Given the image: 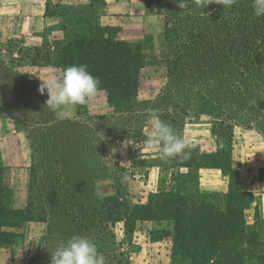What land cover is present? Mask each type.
Here are the masks:
<instances>
[{
	"label": "rangeland",
	"instance_id": "rangeland-1",
	"mask_svg": "<svg viewBox=\"0 0 264 264\" xmlns=\"http://www.w3.org/2000/svg\"><path fill=\"white\" fill-rule=\"evenodd\" d=\"M0 6L3 11L15 8L25 15L44 12L46 27L42 34L48 43L55 39L64 42L77 34L91 37L99 27L104 35L110 32L130 44L139 55L136 63L141 65L136 94L124 100L114 98L109 107L106 93L99 90L82 105L85 109L80 106L84 111L80 119H58L45 104L47 91H40L42 81L56 74L49 68L32 65L37 55L32 49L34 45L21 42L26 41L29 33L22 32L0 44L15 51L19 48L22 53L19 61L5 69L1 86L15 85L16 93L20 92V95L9 97L6 105L17 114L15 124L22 128L32 145L31 169L35 170L37 178L33 200L47 209V214L44 212L47 232L42 239L39 260L32 264H51V253L77 235L88 237L96 244L105 264H191L185 252L188 236L175 232L171 221L134 218L125 214L122 204H101L103 198L109 196L113 197L112 201L117 202V198L129 203L133 209L136 203H147L150 199L155 203L158 198L154 195L165 193L170 187L178 190L184 187L183 193L189 200L224 210L229 190L253 192L248 183L240 184L228 171H225L228 179L201 183L198 182V169L181 175L174 168L171 175L166 174L157 185L155 180L159 177L146 170L156 163L172 165L173 158L162 159L159 148L150 149L147 141L152 136L154 116L181 135L182 110L172 103L185 98L191 99V103L186 106L184 120L193 124L192 132L200 138L196 144L193 142L191 147L196 151L191 155L202 163L215 158L210 152H197L200 143L205 145L203 150L212 146L208 126H212V119L197 108L199 97L177 83L174 86L167 83L166 63L172 58L174 40L171 34L165 38L163 19L157 9L146 0H0ZM41 70L43 73L39 74ZM261 111L264 119V107ZM1 113H7L6 109L2 108ZM10 125V122L2 123V133ZM256 126L264 132V121ZM77 154L82 155L79 158L83 164L74 161ZM227 157L230 160L229 154ZM18 169L15 166L6 168L5 174L8 184L20 194L24 190L17 188L22 175ZM82 171L84 177L79 174ZM59 175L62 182L58 180ZM87 175H91V180L85 179ZM59 186L62 192L73 196L77 204L66 214L60 202H51L50 207L44 203V194L51 195L52 190L59 196ZM97 192L102 196L97 197ZM249 199V195L244 198L246 205ZM256 207L254 210L252 205L247 210L250 217L244 212V237L237 236L228 243L240 253L239 264H264V259L257 260L258 255L264 256L260 252L264 250V214ZM245 236L252 239L255 246H250ZM214 259L211 256L206 264H213Z\"/></svg>",
	"mask_w": 264,
	"mask_h": 264
},
{
	"label": "trees",
	"instance_id": "trees-1",
	"mask_svg": "<svg viewBox=\"0 0 264 264\" xmlns=\"http://www.w3.org/2000/svg\"><path fill=\"white\" fill-rule=\"evenodd\" d=\"M146 3L154 6L162 16L165 38L168 34L173 36L172 58L166 63L168 85L177 83L182 89L194 92L200 100L197 108L212 119V132L227 141L236 127L262 131L256 125L264 121L261 111L264 107V17L254 16L252 0H237L230 9H223L215 3L200 9L194 0L185 10L177 6V0H146ZM32 49L38 55L34 56L33 66H60L64 72L71 65H87L88 71L99 78L100 89L105 91L109 102L114 98L127 99L137 92L141 65L136 61L139 55L134 53L130 44L110 32L104 35V30L99 27L91 37L77 34L65 42L54 41ZM21 56L19 48L15 51L0 46V115L3 114L2 108L12 117L17 115L6 104L9 97L20 95V92L16 93L15 85L7 88L1 85L5 69L19 61ZM45 97L48 99L47 94ZM190 103L189 98L172 103L173 107L182 110L180 129L187 115L186 106ZM260 133L264 136L263 131ZM228 154V151H222L218 156L214 154L212 161L234 177L237 170L231 167ZM76 156L74 161L83 164L79 158L82 155ZM192 159L191 152L186 159L175 157L170 167L178 169L179 164L189 163ZM31 170L33 187L37 178L35 170ZM79 174L85 175L83 171ZM60 178L59 175L58 180ZM85 179L91 180V175ZM60 188L62 186L58 191ZM52 191L51 195L46 193L43 196L48 207L51 202H60L66 214L70 207L77 205L73 196L62 190L58 196ZM247 195L252 199V193L229 190L224 210L189 200L183 192L172 187L165 193L155 194L158 198L155 203L150 199L147 203H136L133 209L129 203L117 198V202L112 201L113 197L109 196L104 197L101 204H122L125 214L134 218L171 221L175 232L188 236L189 245L185 252L191 264H206L211 256L215 258L213 264H239L240 253L228 243L237 236L244 237V209L250 202L249 199L247 205L244 203ZM8 197L9 189L0 168V248L12 238L4 229ZM245 240L252 247L256 244L246 236ZM260 252L264 254V250ZM259 259L264 256L258 255Z\"/></svg>",
	"mask_w": 264,
	"mask_h": 264
},
{
	"label": "crops",
	"instance_id": "crops-1",
	"mask_svg": "<svg viewBox=\"0 0 264 264\" xmlns=\"http://www.w3.org/2000/svg\"><path fill=\"white\" fill-rule=\"evenodd\" d=\"M13 9V11H3V7L0 6V44L6 43L10 38L22 32L29 33L26 41L22 40V43H32L33 47H42L48 43L42 34L46 27L44 12H29V14L25 15L26 13L22 14L15 8ZM36 67L49 68L50 71L55 72L57 78L61 79L63 76V70L60 66L42 65ZM42 73L43 71L41 70L39 74ZM34 75L38 76L35 73ZM99 90L105 92L103 89ZM107 102L110 107V102ZM81 109L80 105L76 106L69 118L72 120L80 119L81 114L84 113ZM8 122L12 125L2 133L1 124ZM15 122L16 117H12L8 113L0 115V168L3 169L4 178L9 189L7 212L4 216V229L12 235L11 241L0 248V264H32L39 260V254L43 246L42 239L47 232V219L44 218V212L47 214V209L37 205L33 200V187L30 182L32 147L28 143V137L25 132ZM208 126L212 142L210 145L212 146H208L203 150L205 145L200 143L199 146L197 145L200 149L197 152L207 151L210 152V155H217V153H222V151H228L230 165L237 170V181L240 184L248 183L249 188L253 191H251V202L244 209L246 217H250L247 215V210L252 205L254 210L258 206L264 214V175H261L264 172V136L254 128L244 129L236 127L231 139L227 141L225 138L213 133L210 124ZM192 128L193 124L184 120L181 137L190 142L189 150L191 153L196 151L195 147H191L193 142L196 144L197 140L200 139L199 135L192 132ZM11 142L14 143L11 144ZM196 160L193 158L189 160V163L179 164L177 170L181 172V175H186L190 174L192 169H198V182L201 183H214L228 179V174L217 167L211 159L203 163L198 159ZM14 166L20 168L18 170L22 173L17 181V188H23L24 190L23 193L20 192V198H18L20 194L15 192L10 183L8 184L5 174L6 168L9 169ZM172 169L174 168L157 163L146 167L148 173L159 177L155 180L157 185L162 182L166 174L171 175ZM182 189L184 187L179 189L180 192L184 191Z\"/></svg>",
	"mask_w": 264,
	"mask_h": 264
},
{
	"label": "clouds",
	"instance_id": "clouds-1",
	"mask_svg": "<svg viewBox=\"0 0 264 264\" xmlns=\"http://www.w3.org/2000/svg\"><path fill=\"white\" fill-rule=\"evenodd\" d=\"M236 2L237 0H194L195 6L200 9L207 8L211 3L230 9ZM190 3L192 0H177V6L182 10L188 9ZM252 8L255 17H264V0H252ZM100 83L99 78L88 71L87 65H71L64 69L61 79L53 76L42 81L40 91H47L48 99L45 104L58 119H64L72 114L76 106L86 105L89 99L95 97ZM152 128V136L147 141L150 149L158 147L162 159L188 158L190 142L178 135L170 124L154 116ZM96 195L102 196L99 192ZM51 264H105V258L90 238L77 235L61 243L51 253Z\"/></svg>",
	"mask_w": 264,
	"mask_h": 264
}]
</instances>
